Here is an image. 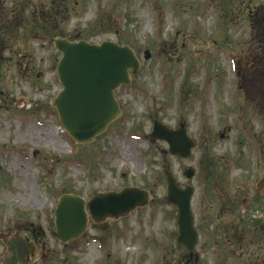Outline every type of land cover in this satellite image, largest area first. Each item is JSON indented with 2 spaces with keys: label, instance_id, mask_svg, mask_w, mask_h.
<instances>
[{
  "label": "rangeland",
  "instance_id": "374dc122",
  "mask_svg": "<svg viewBox=\"0 0 264 264\" xmlns=\"http://www.w3.org/2000/svg\"><path fill=\"white\" fill-rule=\"evenodd\" d=\"M261 9L264 0H0V264H184L165 172L195 189L198 264H264V42L250 28ZM62 38L128 46L140 63L115 92L122 116L85 146L51 106L62 91L52 40ZM155 121L185 127L190 158L149 138ZM125 188L150 193V205L104 230L89 219L71 246L55 237L62 195L88 202Z\"/></svg>",
  "mask_w": 264,
  "mask_h": 264
},
{
  "label": "water",
  "instance_id": "95a60500",
  "mask_svg": "<svg viewBox=\"0 0 264 264\" xmlns=\"http://www.w3.org/2000/svg\"><path fill=\"white\" fill-rule=\"evenodd\" d=\"M53 43L61 54L56 70L62 91L52 99L51 106L74 142L91 144L122 116L114 93L121 86L131 85L130 73L139 71V60L131 48L113 42L94 45L54 39ZM149 137L152 141L166 142L169 153L182 159L189 158L195 147L184 126L172 131L155 121ZM194 175L193 168H189L185 177L191 181ZM165 181L166 202L177 210L176 243L193 257L199 242L192 210L195 191L191 186L181 188L169 172L165 173ZM149 202V193L138 188L97 194L87 203L73 194L62 195L54 213L56 237L62 243H69L84 235L88 215L94 222L102 224L106 219L126 217L137 208L147 207Z\"/></svg>",
  "mask_w": 264,
  "mask_h": 264
},
{
  "label": "flooded vegetation",
  "instance_id": "af4514ba",
  "mask_svg": "<svg viewBox=\"0 0 264 264\" xmlns=\"http://www.w3.org/2000/svg\"><path fill=\"white\" fill-rule=\"evenodd\" d=\"M260 13L263 15L264 9H261L258 13H256V15L253 18H251L250 28L253 32L256 33V35L261 37L264 42V16L260 15ZM66 245H69V244H66ZM183 260H184V264L190 263V261L187 258Z\"/></svg>",
  "mask_w": 264,
  "mask_h": 264
},
{
  "label": "trees",
  "instance_id": "16d2710c",
  "mask_svg": "<svg viewBox=\"0 0 264 264\" xmlns=\"http://www.w3.org/2000/svg\"><path fill=\"white\" fill-rule=\"evenodd\" d=\"M205 225V224H204Z\"/></svg>",
  "mask_w": 264,
  "mask_h": 264
}]
</instances>
